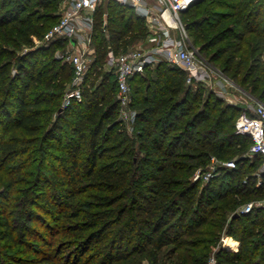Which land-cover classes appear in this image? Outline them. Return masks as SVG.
<instances>
[{
    "label": "trees",
    "instance_id": "obj_1",
    "mask_svg": "<svg viewBox=\"0 0 264 264\" xmlns=\"http://www.w3.org/2000/svg\"><path fill=\"white\" fill-rule=\"evenodd\" d=\"M58 2L0 0V247L15 250L0 264H206L223 234L240 246L219 248L217 264H264V207L233 217L264 200V173L259 185L251 175L261 159L240 157L251 146L236 133L241 108L186 90L176 66L149 65L131 80L130 136L103 67L148 30L114 1L94 15L81 100L64 107L74 68L56 52L66 42L34 45L60 20ZM182 17L210 61L232 52L231 72L241 53L234 78L246 68L241 83L264 102V0H198ZM237 155L236 168L194 180L213 156Z\"/></svg>",
    "mask_w": 264,
    "mask_h": 264
},
{
    "label": "built area",
    "instance_id": "obj_2",
    "mask_svg": "<svg viewBox=\"0 0 264 264\" xmlns=\"http://www.w3.org/2000/svg\"><path fill=\"white\" fill-rule=\"evenodd\" d=\"M107 1H114L132 9L136 15L144 19L148 34L146 43L150 47L140 46L129 49L119 55L110 52L107 65L114 72L118 84V99L121 110L120 116L125 122H134L135 113L131 110L132 85L131 80L136 74H143L147 66L167 63L176 66L188 74L190 82H208L211 79L212 68L209 59L197 47L183 22L182 13L198 0H64L63 13L60 20L45 34L43 41L51 43L65 41L68 51L62 59L74 68V78L71 88L65 96L64 107L71 104L73 99L81 100L82 86L89 71L90 56L95 53L93 43L94 15L98 8ZM75 41V43H73ZM212 66V65H211ZM211 68V69H210ZM236 133L248 136L251 146L247 157L261 159L260 179L264 173V102L256 101L242 111L236 121ZM237 161L230 160L213 165L210 171L199 169L194 180L209 182L216 175L218 166L234 169ZM258 180V184L261 180ZM264 206V202H260ZM255 208L254 203L246 204L235 214L246 215ZM226 236L223 238L224 247L237 252L238 248L227 246ZM206 264H217L213 253Z\"/></svg>",
    "mask_w": 264,
    "mask_h": 264
},
{
    "label": "rangeland",
    "instance_id": "obj_3",
    "mask_svg": "<svg viewBox=\"0 0 264 264\" xmlns=\"http://www.w3.org/2000/svg\"><path fill=\"white\" fill-rule=\"evenodd\" d=\"M63 6H64L63 2H61V3L58 2L57 5L53 6V8L51 9V12L53 11L54 15L57 14L59 16V19H60V16L62 15L63 10H64ZM42 12H44V11L42 10ZM182 19H183V22H185V19L183 17H182ZM193 42H194V39H193ZM43 43H44V41L42 38H37V37L34 38V45L35 46H40ZM92 46H93V43H92ZM140 46L150 47L151 44L146 43V38L139 39V40L135 39V40H132L131 43L129 44V47H130L129 49L138 48ZM215 49H213V50H215ZM66 51H68V43L63 44L59 48V50L56 52V56L59 58H62L63 53ZM231 54H232V52H227L222 59L217 61V63H214V62L209 60V62H210L209 67L212 68V71L210 72L211 73L210 81L198 82V81L194 80V81L190 82L188 80V74H187L186 80L184 82V87L186 90H191L193 93L202 91L204 98L214 97L215 99L222 100L224 103L223 107L227 106L230 108H241V110L239 112L238 111L235 112L234 116L237 117L239 114L242 113V111H243L242 108H245L250 104L254 105L256 103V101L261 100V99H259L257 94L252 92V90L249 88L248 85H243L241 83V80H242L244 74L247 72L246 68L243 70V72L241 73L240 76L234 78L233 74L237 68L238 62H239L240 57H241V53H239L237 55V58L235 59V61L232 62L233 70L231 72L226 70V66H225L227 64L226 58L228 56H230ZM89 56H90V61L92 63L95 55L93 54V55H89ZM207 57H209V54L207 55ZM262 61H264V59H262ZM103 71L104 72L109 71V67L107 64L105 67H103ZM182 96H184V95H182ZM125 123L127 124L128 134L130 136H132V133H133L132 122L127 121ZM243 140H244V138H243ZM236 148L239 149L238 146ZM239 150L242 151V154L240 157L248 158L247 157L248 152H249L248 148L247 149H239ZM240 157H239V155L235 156V160H237L238 165L242 164V162H240V163L238 162V160H239L238 158H240ZM213 159H215L216 164H222L223 162L227 161V160L218 159L215 156H213L211 158L209 166L206 168L208 171L211 170L210 167L213 165ZM250 160L253 161L252 159H250ZM261 167H262L261 164H258L257 167L253 170V172L251 174V175L255 176V178H257L258 180L260 179L259 173L261 171ZM198 170L196 171V173L198 172ZM195 175H194V178H195ZM260 180H262V178ZM202 182H203V184L206 183L203 180H202ZM24 188H26V187L25 186L21 187V189L19 190L18 194L16 195L17 199L18 198L22 199V196L25 194V192L23 191ZM20 201H18V203H15L16 205H14V207L12 208V210H15L16 209L15 206H16L18 213H20L23 210V206L21 205ZM260 202H264V200L263 199H253V200H249V201H244L236 208V211L241 209L242 207H244L246 204H249V203H254L255 208L264 207L263 205H260ZM17 220H20V222H21V219L19 217ZM226 236H227L226 234H223L221 236L218 245H216L213 249L214 254L217 252V250H219V248L224 247L222 240ZM226 244L231 245L232 239L231 238L227 239ZM0 252H2L5 256H7L10 254H13L15 252V250H10L8 248L0 247ZM0 258H2V257L0 256Z\"/></svg>",
    "mask_w": 264,
    "mask_h": 264
},
{
    "label": "water",
    "instance_id": "obj_4",
    "mask_svg": "<svg viewBox=\"0 0 264 264\" xmlns=\"http://www.w3.org/2000/svg\"><path fill=\"white\" fill-rule=\"evenodd\" d=\"M73 43H75V41H73ZM240 215L239 214H235L233 217L236 218V217H239Z\"/></svg>",
    "mask_w": 264,
    "mask_h": 264
},
{
    "label": "bare ground",
    "instance_id": "obj_5",
    "mask_svg": "<svg viewBox=\"0 0 264 264\" xmlns=\"http://www.w3.org/2000/svg\"><path fill=\"white\" fill-rule=\"evenodd\" d=\"M232 243H233V239H232ZM227 246L231 247V246H232V244H231V245H230V244H229V245L227 244Z\"/></svg>",
    "mask_w": 264,
    "mask_h": 264
},
{
    "label": "crops",
    "instance_id": "obj_6",
    "mask_svg": "<svg viewBox=\"0 0 264 264\" xmlns=\"http://www.w3.org/2000/svg\"><path fill=\"white\" fill-rule=\"evenodd\" d=\"M64 1V0H63ZM243 110L245 109V108H242Z\"/></svg>",
    "mask_w": 264,
    "mask_h": 264
}]
</instances>
